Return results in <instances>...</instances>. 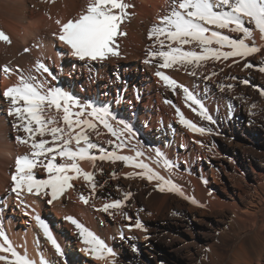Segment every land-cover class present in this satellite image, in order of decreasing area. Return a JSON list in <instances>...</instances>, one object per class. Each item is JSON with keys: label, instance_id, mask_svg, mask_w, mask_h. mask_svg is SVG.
<instances>
[{"label": "bare ground", "instance_id": "6f19581e", "mask_svg": "<svg viewBox=\"0 0 264 264\" xmlns=\"http://www.w3.org/2000/svg\"><path fill=\"white\" fill-rule=\"evenodd\" d=\"M128 2L135 7L129 10L132 13L131 19L122 25L127 35L119 38L120 57L104 62H83L69 55L65 46L52 34L59 30L55 23L57 19L66 21L76 17L86 8L88 0H0V30L12 41L11 44L0 41V69L7 64L14 70L9 75L0 71V221H3L7 235L19 251L27 250L30 257L36 260L43 254L51 264H107L95 261L81 251L83 246L74 226L63 219L71 215L118 253L117 264H162L160 260L151 262L138 258L132 252L141 249L143 245H150L154 228L148 220L153 213L164 208L169 198L174 197L185 202L195 220H203L208 212L224 213L226 220L222 227L223 240L226 242L229 238H236V243L228 258L226 253L208 248L204 257L208 263L250 264L253 258L259 260L264 250V151L261 152L263 156L260 160L257 155H249L241 141L236 142L220 132V123L231 114L228 100L219 88L222 84L227 85L220 78L221 68L223 73H236L243 69L245 60L236 64L231 60L224 63L208 62L198 71L205 76L217 72L218 75L212 80H205L203 76L193 77L183 70H166L178 82L205 98L210 114L217 120L216 125H208V122L201 121L184 105L181 95L163 86L154 74L155 67L143 63L146 50L152 43L147 39L148 32L158 22V18L170 10L171 0ZM253 39L261 47V52L251 57L258 59V67L264 66V38L254 29ZM25 48L29 51L25 52ZM37 61L44 62L58 76L54 84L63 86L83 101L92 100L110 105L118 117L132 124L142 142L141 147L148 155L154 156V153L148 151L151 145L174 161L178 165L175 174L167 172L152 160L146 159L145 162L162 175L170 177L185 196L162 193L156 189L154 182L126 178L125 173L134 170L126 167L123 162L112 164L98 161L93 168L90 161H81L80 166L85 171L95 173L98 185L103 184V187L97 188L96 196L88 205L79 200L81 192L85 195L90 192L82 178L73 182L75 187L65 198L52 205L47 203L46 198L25 197V202L31 205L28 211L34 208L50 225L61 243L65 255L56 256L35 221L31 216L24 215L25 209L19 205L15 195L10 194L15 159L26 154L29 148L16 142L18 133L12 126L14 118L7 114L9 105L2 93L18 81L21 72L38 75L35 72ZM259 81L264 83V73L260 71ZM166 100L180 107L188 118L201 126H211L220 134L201 137L183 128L177 122L175 108ZM99 131L101 135L98 138L93 135V140L108 147L105 142L112 137L102 126ZM255 132V129H251L249 133L253 135ZM124 154L133 153L126 149ZM113 172L117 173L116 178L112 177ZM107 175L115 180L105 188ZM39 176L43 178V173L39 172ZM125 191L133 195L124 211L132 217L131 223L134 224L136 219L141 220L147 228L146 233L134 228L130 231L127 227L129 221L122 215L112 217L95 210L106 200L122 198ZM139 194L142 195V203L135 201L130 204ZM190 198L198 203H191ZM121 231L133 239L120 240Z\"/></svg>", "mask_w": 264, "mask_h": 264}, {"label": "snow or ice", "instance_id": "6c2138e0", "mask_svg": "<svg viewBox=\"0 0 264 264\" xmlns=\"http://www.w3.org/2000/svg\"><path fill=\"white\" fill-rule=\"evenodd\" d=\"M134 7L128 0H88L86 8L76 17L66 21L57 19L55 23L59 30L52 35L65 46L69 55L79 61L104 62L119 58V38L127 35L122 25L131 19L129 10ZM254 29L264 38V0H171L170 10L160 16L148 32L147 39L152 43L146 50L143 63L155 67L154 74L163 86L181 95L184 105L201 121L216 125L217 120L210 114L205 98L178 82L166 70H183L193 77L203 76L205 80H212L218 75L217 72L205 76L198 71L208 62L224 63L231 60L236 64L261 52V47L253 39ZM0 41L12 43L3 30H0ZM24 51L28 52L29 49L25 48ZM253 67L255 65L252 63L244 64L246 69ZM258 70L264 73V66ZM0 71L9 75L14 70L6 64ZM35 72L38 75L21 72L18 81L2 93L9 105L7 114L14 118L12 126L18 133L16 142L29 148L26 154L15 159L10 194H14L19 205L25 209L24 215L31 216L35 221L56 256L65 255L61 243L34 208L28 211L31 205L25 202V197L46 198L47 203L52 205L65 198L75 187L73 182L82 178L90 192L88 195L81 192L79 200L88 205L96 196L97 188L103 187V184L98 185L95 173L85 171L80 166L81 161H90L93 168L98 161L112 164L123 162L134 170L125 173L126 178L154 182L156 189L162 193L185 196L170 177L162 175L145 161L152 160L171 174L176 173L178 165L159 148L151 145L148 151L154 156L148 155L141 147L142 142L132 124L118 117L110 105L83 101L63 86L54 84L58 76L42 61L36 62ZM243 83L248 84V81L244 80ZM234 87L233 84L219 86L221 92ZM260 94L264 95V90ZM165 102L172 105V101ZM172 106L179 125L191 133L201 137L220 134L213 127L201 126L188 118L180 107ZM252 107L255 108V105ZM101 126L112 137L105 142L108 147L93 140V135L97 138L101 135ZM126 149L133 154H124ZM39 172L43 173V178H40ZM111 175L117 177L115 172ZM132 195V192L125 191L122 198L106 200L95 210L112 217L122 215L129 221L127 227L130 231L134 228L146 233L144 223L139 219L131 223L132 217L124 211ZM190 202L198 203L194 198H190ZM63 219L74 226L83 246L81 251L95 261L117 264L118 253L105 240L76 217L67 215ZM119 239L133 238L126 237L121 231ZM0 262L51 264L43 254L36 260L30 257L27 250L19 251L7 235L3 221H0Z\"/></svg>", "mask_w": 264, "mask_h": 264}, {"label": "rangeland", "instance_id": "374dc122", "mask_svg": "<svg viewBox=\"0 0 264 264\" xmlns=\"http://www.w3.org/2000/svg\"><path fill=\"white\" fill-rule=\"evenodd\" d=\"M244 63H252L255 67L247 70L243 67L241 71L236 73H223V71L220 73L221 80L226 81V84L232 82L231 84L235 85L232 90L225 89L223 91L229 104L231 113L229 116L233 115V119L225 118L223 123H220V132L236 142L241 141L249 155L250 153L251 156L257 155L262 160L261 152L264 151V137H262L264 135V95L260 93L264 90V83L259 81L258 59L250 57ZM232 77L235 79L232 80ZM244 80H247L248 84H244ZM253 105L255 108L252 107ZM251 129L256 130L253 135L249 133ZM114 180L109 175L105 176V183L107 184L105 188L109 187ZM135 201L142 203V195H137L135 200L130 201V204ZM191 215L192 213L185 202L179 198H169L164 208L160 212L153 213L152 218L148 220L149 225L154 228L150 245L147 247L143 245L141 249H136L132 252L133 255L151 262L152 260H160L162 264H210L204 257L206 250L211 247L226 253L228 258L236 243V238H229L226 242L223 240L222 227L225 226L226 220L224 213L222 211L208 212L203 220H195ZM263 253L264 250L262 258L259 260L253 258L250 264H264Z\"/></svg>", "mask_w": 264, "mask_h": 264}]
</instances>
